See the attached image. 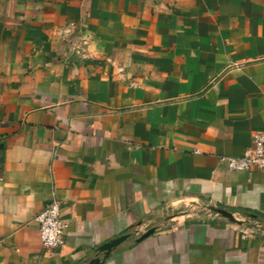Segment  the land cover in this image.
Here are the masks:
<instances>
[{
    "label": "crops",
    "instance_id": "obj_1",
    "mask_svg": "<svg viewBox=\"0 0 264 264\" xmlns=\"http://www.w3.org/2000/svg\"><path fill=\"white\" fill-rule=\"evenodd\" d=\"M255 132L264 0H0V264H264Z\"/></svg>",
    "mask_w": 264,
    "mask_h": 264
},
{
    "label": "built area",
    "instance_id": "obj_2",
    "mask_svg": "<svg viewBox=\"0 0 264 264\" xmlns=\"http://www.w3.org/2000/svg\"><path fill=\"white\" fill-rule=\"evenodd\" d=\"M198 152V150H195ZM229 170H246L255 168L264 172V132L253 134V145L240 156H225ZM41 244L53 249L64 242V234L68 228V220L62 215V207L57 198L50 200L35 215Z\"/></svg>",
    "mask_w": 264,
    "mask_h": 264
},
{
    "label": "water",
    "instance_id": "obj_3",
    "mask_svg": "<svg viewBox=\"0 0 264 264\" xmlns=\"http://www.w3.org/2000/svg\"><path fill=\"white\" fill-rule=\"evenodd\" d=\"M215 211L217 213H219L221 216L227 218L229 221L231 222H235L240 224L242 221L239 220L238 218H236L234 216V214L224 208H216ZM156 229L155 226L148 228L146 231H144L140 236H138L136 238V241H140L143 238L147 237L148 235H150L151 233L154 232V230ZM131 235V233H124L121 234L113 239L108 240L107 242H104L103 244H101L98 248L97 251L99 253L102 254V256H100L99 254L96 255L94 258H92L89 261V264H102L107 257L110 255V253L120 244L122 243L124 240H126L129 236Z\"/></svg>",
    "mask_w": 264,
    "mask_h": 264
},
{
    "label": "trees",
    "instance_id": "obj_4",
    "mask_svg": "<svg viewBox=\"0 0 264 264\" xmlns=\"http://www.w3.org/2000/svg\"><path fill=\"white\" fill-rule=\"evenodd\" d=\"M221 208V207H219ZM213 213L217 214L218 216H221L219 213H217L216 211H214ZM241 213H244L246 216L249 215L250 217L253 216V219L260 217L264 219V216L262 214H259L257 212L254 211H250V210H241Z\"/></svg>",
    "mask_w": 264,
    "mask_h": 264
}]
</instances>
